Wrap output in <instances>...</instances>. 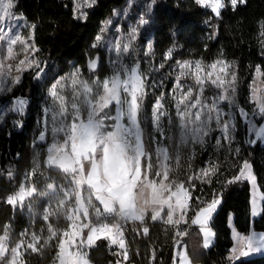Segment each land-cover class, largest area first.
Instances as JSON below:
<instances>
[{
    "label": "snow or ice",
    "instance_id": "snow-or-ice-1",
    "mask_svg": "<svg viewBox=\"0 0 264 264\" xmlns=\"http://www.w3.org/2000/svg\"><path fill=\"white\" fill-rule=\"evenodd\" d=\"M194 2L206 9L210 8L216 16L225 7L224 0ZM230 3L235 9L237 4H244L246 0H230ZM15 6L14 0H0V93L10 90L7 86L9 79L12 85L19 84L24 71L39 67V60L35 56L39 51L34 42L35 25H32L27 37L19 34V29L23 26L18 21L22 17L14 15ZM83 15L80 14L77 18H82ZM6 19L17 21L8 25L7 33L4 30ZM148 22L141 16L137 27L130 30L127 41H116L113 46L116 58L110 60L111 74L102 81L95 79L89 82L82 78L81 69L76 68L50 87L48 95L51 104H46L42 110L44 127L38 137L39 141L47 144L46 155L42 162L38 157L34 158L33 167L25 174L24 182L6 200L13 208L19 206L23 209L25 200L35 195L54 199L57 202L56 208H52V200H49V205L43 212L49 235L43 238L33 232L31 238L27 239V232H22L21 239L14 247H10L9 228L6 226L0 235V264L5 261L7 264H27L24 257L29 250L31 253H38L54 240L57 243L53 264H90L88 250L101 241L107 242L109 249L113 246L119 248L116 255L122 259H117L116 264H123L129 258L125 239V227L129 222L144 225L149 213L153 222L162 220L170 226H179L185 222L190 210L192 190L186 187L185 181L171 178L173 157L164 141H171L173 137L169 133L179 129L175 155L177 168L181 159L180 147L189 144L203 145L205 138L213 130H219L222 139L231 144L236 130L233 110L238 107L235 99L237 76L231 71L232 65L223 59L210 65H205L202 60H178L175 81L169 94L170 106H166V94L161 92L152 104L149 117L145 107L149 73L141 71L139 60L126 63V58H132L138 27ZM109 24L110 20L104 22L92 47L101 46L103 33ZM5 42L7 49L6 55H3ZM17 45L21 46L24 58L15 64L17 75L12 76L13 65L6 64L5 61L17 58ZM147 49L145 55H151L153 44L149 43ZM173 52L174 49L170 48L164 59H171ZM160 67L163 68L164 64ZM96 68L97 61L90 60L89 71L94 72ZM149 71L158 69L150 68ZM256 71L260 73L261 68L258 66ZM41 72H37L36 78H39ZM187 80L193 83L183 82ZM209 86L213 90L211 103H208L204 95ZM69 88L72 92L71 99L65 94ZM252 98L256 105L253 116L264 119V97L257 96L253 90ZM224 103L228 105V111L221 107ZM26 104L24 98H14L9 107L0 109V120L9 112L22 114ZM171 109L175 111L174 117ZM238 111L246 123L248 134L255 137L247 142L254 144L264 141V123L257 124L242 107ZM165 119L167 124L164 123ZM49 132L50 143L47 142ZM153 145L154 152L151 150ZM48 170L59 171L64 183L59 188L55 183H49L44 191H38L31 181L38 174L46 176ZM216 171L215 166L203 168L202 178L210 182V176ZM9 176H12L11 172ZM199 178L201 177L189 176L188 182ZM241 180L256 185V177L248 161H244L239 174L228 183ZM196 199L199 201V197ZM200 203L204 206L195 211L191 226H199V232L203 234L202 246L206 249L213 236L208 221L220 199L214 195L210 202ZM61 213L67 221V227L57 230L49 220L54 215L59 218ZM164 213L166 220L162 215ZM253 215H256L255 200ZM140 231L144 235L149 234L147 226L137 230V235ZM186 235L187 230H177L175 233L176 237L181 238ZM236 239L238 246L245 243L247 245L248 251L242 252V255L264 250V234L258 237L255 233L247 237L238 235ZM174 240L177 245L181 243L175 237ZM236 251L237 249H233V252ZM176 255L179 257V264H191L186 251H178ZM154 256L155 253L153 258ZM173 264H176L175 257Z\"/></svg>",
    "mask_w": 264,
    "mask_h": 264
},
{
    "label": "trees",
    "instance_id": "trees-1",
    "mask_svg": "<svg viewBox=\"0 0 264 264\" xmlns=\"http://www.w3.org/2000/svg\"><path fill=\"white\" fill-rule=\"evenodd\" d=\"M128 0H95V4L87 10L84 19L75 17L71 0H14V12L21 15L29 24L35 25L34 42L39 51L36 56L39 63L44 65L45 74L42 81L35 79L38 68L28 71L23 75L21 82L15 85L4 94H0V105L12 101L16 97H22L28 101L25 113L21 117L8 116L0 125V235L5 227L9 228L10 247H14L21 239V233L27 229L28 222L20 213L17 207L13 208L5 200L15 193L20 186L24 175L33 167L35 150L39 147L35 143L37 131L35 129L37 121L41 119L39 103L43 99L46 87L52 80L64 75L76 68H80L86 78H90L86 69L87 60L98 54L101 59V52L98 48H93L95 38L100 34L101 25L110 19L115 11L122 9ZM133 6V16L144 8L140 9L139 4L143 0H136ZM152 2V9L146 13L145 19L149 22L141 32L139 40L134 44L140 47L148 39L153 44L151 61L153 65L173 64L183 60H202L204 64L212 63L218 56L232 65V71L237 76L236 102L237 108L233 111L236 116V131L234 138L237 139L239 152H245L249 156V163L258 165L257 152L259 143H255L252 148L247 146V126L243 118L237 112L238 108H244L248 114L251 113L253 103L250 102L251 83L256 68H261L264 77V0H246L244 4H237L235 9L224 0L225 7L221 9V14L216 16L211 10L196 5L194 0H149ZM174 49L173 56L167 61L164 59L165 53L169 49ZM141 71L144 72V64L141 63ZM107 71L103 64L97 71L98 79L102 80ZM148 83L146 91L148 93ZM208 91L205 92L207 94ZM155 100L154 94L150 93L145 99V107L150 116V108ZM15 121H17L15 123ZM17 126L18 131L13 128ZM177 131L169 133L173 139L165 141L170 155L174 158L175 137ZM211 137V136H210ZM49 140V136H48ZM208 147L213 142H207ZM41 149V148H40ZM153 151V146L152 149ZM210 150V149H209ZM194 166H201L205 158L213 151L203 152L199 148L196 151ZM40 155V154H39ZM43 155L39 156L42 162ZM223 165L220 168L218 177L210 184L191 181L186 184L192 190V201L187 219L190 220L195 211L204 203L210 202L213 196L220 192L222 205L212 223L215 234L214 244L207 249L195 251L191 248L189 240L193 236L194 229L187 230V235L181 240L185 246V251L192 264H234L229 258L232 246L230 229L227 221L223 217V206L230 202L235 216L241 223L243 219L244 206L248 203V190L250 183L246 180L228 183L231 180L237 156L227 153L223 158ZM186 160H182L181 172L184 174ZM153 164L155 158L153 156ZM173 164V160H172ZM1 172L12 173V176L1 175ZM48 174L55 181L64 183V178L60 174H53L50 170ZM173 174H171L172 177ZM184 175L179 180L183 181ZM226 182V183H225ZM194 185V188H193ZM259 188L264 190L263 181L258 183ZM216 196V195H215ZM199 197V201L196 199ZM44 203L37 206L38 211ZM236 207L238 209H236ZM242 209V210H241ZM63 213L59 214L58 224L62 229L67 227L66 222H61ZM57 216L50 217L49 222L55 227ZM237 224V221L235 222ZM35 228L40 229L43 222L36 220ZM143 225L136 222L135 225L126 226V243L129 258L123 264H145V257L148 249L141 233L137 235V230ZM144 226L149 228L146 235L150 244L157 251L159 256L165 258L170 264L171 249L175 243V236L178 226H170L164 223L153 222L147 216ZM45 235V234H44ZM56 243L52 241L49 246H45L38 253L25 255L27 264H52L56 254ZM116 249H109L107 242H98L97 246L90 249V264H116ZM7 262V261H5ZM4 262V263H5ZM241 263V262H240Z\"/></svg>",
    "mask_w": 264,
    "mask_h": 264
},
{
    "label": "rangeland",
    "instance_id": "rangeland-1",
    "mask_svg": "<svg viewBox=\"0 0 264 264\" xmlns=\"http://www.w3.org/2000/svg\"><path fill=\"white\" fill-rule=\"evenodd\" d=\"M71 1L73 4V11H74V8L76 9V12L74 13L75 17L77 18V16H79L80 14H84L82 18H78L80 20L84 19L87 10L90 9L95 4V2L93 3V0H78V2H77V0H71ZM136 2H137L136 0H128L122 9L115 11L113 16L110 19L106 20V21L110 20L111 24H109L107 26V30L103 33V39L101 41V46L95 47V48H98L101 52L100 65L103 64L106 68L107 73H106L105 77L111 74L110 60H114L116 58V53H115L114 47H113L115 45L116 41L123 39L126 42L130 30L134 27H137L139 18L141 16H144V18H145L146 13H148L152 9V2L149 0H143V2L139 4V8L140 9L144 8V15H143V11H140L137 14H135L134 18L131 19V17L133 16V13H134L133 12V9H134L133 6L136 4ZM229 3H230V0H229ZM149 5H151V8H149ZM13 12H14V10H13ZM14 15L22 17L21 15L15 13V12H14ZM16 22L17 21H15V20L9 21L6 19V21L4 22L5 33L8 32V25L10 23H16ZM18 23L23 26L21 29H19V34H21L24 37H27L29 35V31L32 30L31 25H29L24 20L23 17H22V19H20L18 21ZM146 25L147 24L141 25L138 27L137 33H136V39L134 40L133 47H132V53H131L132 58H131V60H128L126 58V63H133L136 60H139L140 63H143L144 64V72L149 73V76H148V81H149V83H148V89H149L148 94H150V93L154 94L155 100H156V97L159 96L161 92H164L166 94L165 104H166V106H170L169 105V99H170L169 94H170V91L172 89L173 83L175 81L176 62L173 64H167L165 69H162L160 67V65L163 63L153 65L152 61H151V56L145 55V52L148 51L147 45L149 43H151L149 39L143 45H140V47L134 46V44L139 40V36H140L141 32L145 29ZM102 26H104V22L102 23L101 27ZM31 42L32 41H29V43H31ZM110 48H113V50L110 51ZM6 49H7V44L5 42L3 44V53H2L3 55H6ZM15 51L19 53L17 58L15 60H12V61H5L6 64L11 63L13 65L12 76L17 75V73L14 70L15 64L18 63L19 59L24 58V53L21 51L20 45L15 46ZM35 56H36V54H35ZM36 59H38L37 56H36ZM91 59H93V57L90 58V60ZM221 59H223V58L221 56H218L213 62H215L217 60H221ZM210 64H205V65H210ZM35 68H37V67H33L27 71H24L21 74L22 78L26 72L34 70ZM150 68L158 69V71H149ZM41 70H43V71L41 72ZM73 71L74 70H72V71H70L64 75L55 77L52 80L51 84L46 87L45 93L43 95V99L39 103V108H40V112H41V119L37 121V124L35 127L36 131L38 132L36 137H35V141H36L37 137L39 136L40 131L44 127L43 122H44L45 117L43 115L42 110L46 104H51V98L48 95L50 87L57 80H59L61 77H66L70 73H72ZM231 71H232V69H231ZM37 72H41V75L39 76V78H36V75H35V79L38 82H41L42 76L45 74V69H44L43 64L39 63V67H38ZM81 73H82V78L89 80V82H91L92 80L98 79L97 72L93 73L89 79L85 77V75L83 74L82 71H81ZM253 77L254 78H253V81L251 83V88H250V91H251L250 92L251 93L250 102L253 103V107L251 109V113L249 114V118H252L253 120H255L257 122V124H260V123H262L263 119H261L258 116H253V109L256 107V105H255L252 97H253V90H255V93L257 96L264 97V77L262 76L261 73H257L256 70L254 72ZM22 78H21V80H22ZM229 79H230V77H229ZM183 82L188 83V84L193 83L191 80H187V81H183ZM16 85H18V84H16ZM7 86H8V89H11L15 85H12L11 80L9 79ZM207 91H208V93L204 94V95H205V98L207 99L208 103H211L212 96H213V90L209 86V90H207ZM216 91H218V90H216ZM6 92L7 91H4L0 94H4ZM65 94L67 95V97L69 99H71V95H72L71 88H69ZM155 100H154V102H155ZM10 103H11V101L0 105V109H4L6 107H9ZM27 105H28V101H27L26 106ZM26 106H25V108H26ZM151 107H152V105H151ZM221 107L224 108L225 111H228V105L226 103L221 104ZM237 112L239 114L238 110H237ZM24 113H25V109H24V112L22 114L9 112L4 116V118L2 120H0V125L2 124V122L4 121V119L6 117L17 116L19 118ZM171 113L174 117L175 116L174 109H171ZM234 114H235V112H234ZM150 116H151V108H150ZM224 119H227V117H224ZM16 122L17 121H15V123ZM164 123L167 124L166 119H165ZM235 123H236V120H235ZM213 128L215 129L214 124H213ZM175 130L177 131V133H176V137H175L173 171L171 172V174H173L171 178L174 180L180 181L179 178L182 175H184L183 181H185L187 184V183H189L188 177L189 176H195V177H201V178L193 179L194 181H197L199 183L210 184L216 177H218L220 168L223 165V160H224L223 158H225L227 153H233V155L237 156L238 161H237L236 167L233 171V173H235V176L239 174L240 167L242 166L244 161L249 162L248 154H246L245 152H241V153L237 152V149H239L237 144H236L237 139L234 138L232 143L229 144L228 142H226L222 139V133L219 130H213L210 133V135L205 138V143L203 145H201V144H195V145L189 144L186 147H180L179 152H180L181 159H180L179 167L177 168L176 163H175V155H176V151H177V145L179 142V129L177 128ZM48 136H49L48 143H50L51 142L50 132L48 133ZM254 138H255L254 135H249L247 132L246 142L249 139H254ZM218 140H220L219 144L217 143ZM208 141L213 142V144L210 145V147H208V144H207ZM258 143H259V149L257 152L258 165L252 167L253 174L256 177V185L254 186L251 182H249L250 187H249V190L247 193L248 203L246 206H244L243 210L241 209L243 212L242 213L243 217L241 218L243 220L241 221V223L236 218L233 208L232 209L230 208L231 207L230 202L227 206H223L224 207L223 208V217H224L225 221H227V224H228L229 228L231 229V234H232L231 235L232 236V238H231L232 246L230 249L231 255L229 254V258H230L231 262L234 264H264V250H261L258 252H250L247 256L242 255L241 254L242 252L248 251L247 245L245 243L243 245L238 246L237 245V239H236L238 235L243 236V237H247V236L255 233L258 237L260 234H264V190L260 189L259 185H258V183H260V181H263V177H264V141H259ZM254 144L247 142V146L249 148H252L254 146ZM46 147H47V144L44 147H39V149H36L34 152L35 158H37V157L39 158L40 155H43L45 157ZM198 148H199V150L201 149L203 152L206 151V152L210 153V151H213L216 153V155L213 157H211V154L208 155L205 158V160L203 161V164L201 166L195 167L194 166L195 155L197 153L196 151ZM154 149H155V146L153 145V152H154ZM183 159L186 160L185 161L186 162V168H185L184 174H182V172H181ZM210 166H215L217 171L215 172L214 175L210 176V182H206L202 178L201 169L207 168ZM1 175H5V176L8 175L9 176V173L8 172L7 173L1 172ZM24 178H25V175L22 179L21 184L24 182ZM228 181L229 180H226V182H228ZM31 183L35 184L38 191H44L46 188V185L49 183H55L57 188H59V186L61 185L60 182L55 181V179L53 180V178L48 174V172H47L46 176H42L39 174L36 175L33 178V180L31 181ZM18 188H17V190H18ZM215 195H216V197H218L220 199V203L217 205V207L219 209L222 205H224V203L222 204V202H221L220 192H217ZM49 200H52L51 206L53 209H55L57 202L54 199H52L50 197L44 198V197H41L38 195H35L32 198L26 199L23 209H21L19 206H17L18 210H20V213L24 216V218L28 222L27 229L25 231H23V232H27V234H28L27 239L31 238V234L33 232H35L37 235H41L43 238H46L49 235V233L47 231V223L43 220L44 208L49 205ZM253 200H255L256 215H253ZM40 203H44V205H43L42 209L40 211H38L37 206ZM236 209H238V208L236 207ZM36 220H40L43 222L42 227L40 229H37V230L35 228ZM56 220L59 221V219L58 218L55 219V222L58 224V221H56ZM62 220L63 221H61V222H66V224H67V221L65 220L64 215H62ZM236 221H237V224L235 223ZM59 224H61V223H59ZM59 224L56 226L57 227L56 229L62 230V228L60 227ZM178 227H179V230L182 231L186 227V221L184 223H182L181 225H179ZM233 249H237V251L233 252ZM29 252H31V251L29 250ZM4 264H7V262H5Z\"/></svg>",
    "mask_w": 264,
    "mask_h": 264
},
{
    "label": "crops",
    "instance_id": "crops-1",
    "mask_svg": "<svg viewBox=\"0 0 264 264\" xmlns=\"http://www.w3.org/2000/svg\"><path fill=\"white\" fill-rule=\"evenodd\" d=\"M209 9V8H208ZM210 10V9H209ZM249 182V181H248ZM217 211H218V207H216L215 211L213 212L210 220L208 221V227L211 229L212 233H213V236L211 237V243H210V246L208 248H210L213 244H214V241H215V234H214V231L212 229V223L215 219V216L217 214ZM164 219L166 220L167 216H166V213L162 214ZM195 215V214H194ZM148 216L150 217L151 219V216H150V213L148 214ZM194 217V216H193ZM192 217V218H193ZM191 218V219H192ZM191 219L188 220L187 219V215L185 217V221H186V226H189L191 227L192 229L195 230V232H193V236H191L190 240H189V244L191 246V248L195 251H200L201 249H204L203 248V234L199 232V226H191ZM152 221V220H151ZM156 222H159V223H164L162 220H158ZM165 224V223H164ZM174 226V225H172ZM188 227V228H189ZM229 227V226H228ZM230 229V228H229ZM230 235L231 234V229H230ZM232 238V236H231ZM116 251H115V254L120 251L119 248L117 246H113ZM207 249V248H206ZM89 251V250H88ZM178 251H185V246L183 244H179V245H174L172 246V249H171V259H170V264H173V258L175 257V260H176V264H179V257L176 255ZM129 254V253H128ZM231 255V254H230ZM117 256V255H116ZM118 259H122V257H118ZM126 262V261H123V263ZM192 264V263H191Z\"/></svg>",
    "mask_w": 264,
    "mask_h": 264
},
{
    "label": "built area",
    "instance_id": "built-area-1",
    "mask_svg": "<svg viewBox=\"0 0 264 264\" xmlns=\"http://www.w3.org/2000/svg\"><path fill=\"white\" fill-rule=\"evenodd\" d=\"M262 123H264V119L262 120ZM13 130L17 132V131H18V127L15 126V127L13 128ZM7 198H8V197H7ZM7 198H6V200H7ZM192 199H193V197H192ZM6 200H5V202H6ZM191 201H192V200H191ZM191 201H190V204H191ZM128 224H129V225H135L136 222H135V223L129 222ZM128 224H127V225H128ZM127 225H126V226H127ZM143 226H144V225H143ZM143 226H142V227H143ZM142 227H141V228H142ZM188 227H189V226H186L182 231L187 230ZM125 231H126V227H125ZM140 233H141V236H142L144 242L146 243V247H147V249H148L147 255H146V257H145V264H168V262H167V260H166L165 258H163L162 256H159V255H158L157 251L153 248L152 244L149 243L148 238L146 237V235H144L142 231H140ZM125 239H126V234H125ZM181 239H182L181 237H178L177 240H180V241H181ZM175 244H176V243H174L173 246H174ZM153 253H155L154 258H153Z\"/></svg>",
    "mask_w": 264,
    "mask_h": 264
},
{
    "label": "water",
    "instance_id": "water-1",
    "mask_svg": "<svg viewBox=\"0 0 264 264\" xmlns=\"http://www.w3.org/2000/svg\"><path fill=\"white\" fill-rule=\"evenodd\" d=\"M91 60H95V61H97V68H96V70H95L94 72H90L89 69H88V63H89L90 59H88V60H87V63H86V69H87V72H88L89 74H93V73L97 72L98 69H99V67H100V57H99L98 54L94 55L93 59H91ZM38 137H39V136H38ZM38 137H37V139H36V141H35L36 145H37L38 147H44V146L46 145V143L39 141ZM47 142H48V141H47ZM50 171H51L53 174H60V175H62V174H61L59 171H57V170H50ZM62 176H63V175H62Z\"/></svg>",
    "mask_w": 264,
    "mask_h": 264
}]
</instances>
